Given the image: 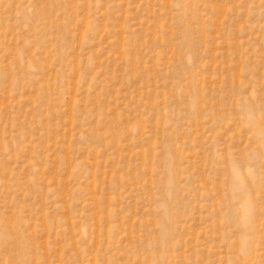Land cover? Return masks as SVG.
<instances>
[{
  "label": "rangeland",
  "instance_id": "obj_1",
  "mask_svg": "<svg viewBox=\"0 0 264 264\" xmlns=\"http://www.w3.org/2000/svg\"><path fill=\"white\" fill-rule=\"evenodd\" d=\"M0 264H264V0H0Z\"/></svg>",
  "mask_w": 264,
  "mask_h": 264
}]
</instances>
